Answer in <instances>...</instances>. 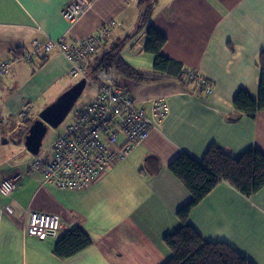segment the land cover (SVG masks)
<instances>
[{
    "label": "crops",
    "instance_id": "obj_1",
    "mask_svg": "<svg viewBox=\"0 0 264 264\" xmlns=\"http://www.w3.org/2000/svg\"><path fill=\"white\" fill-rule=\"evenodd\" d=\"M71 1L0 0V64L32 49L35 42H78L113 21L112 34L83 63H93L123 40L122 57L145 73L154 72L153 55L145 57L147 63L140 59L148 39L146 27H141L140 0H93L78 20L69 21L65 10ZM152 2L147 24L167 37L163 55L207 79L211 92H200L195 81L185 86L177 79L137 81L118 73L119 84L148 115L151 100L165 98L167 116L129 156L111 162L92 185L59 188L42 183L41 173L31 168L34 154L24 136L29 117H38L74 83L70 61L53 50L15 63L0 80V182L19 173L23 179L12 196L0 195V264H113L114 256L127 262L140 255L130 244L138 240L146 243L144 252L162 264L170 256L164 236L180 227L177 213L192 199L171 170L172 160L182 152L201 160L211 145L233 157L253 147L264 153V109L251 117L233 104L239 89L255 98L259 94L264 0ZM127 46L135 54L126 56ZM92 88L94 99L97 91ZM27 103L31 111L21 117ZM28 207L59 215V236L80 226L93 244L73 256L58 257L53 251L57 238L39 239L26 232ZM189 222L206 240L225 241L254 264H264V187L247 196L222 181L191 208ZM157 236L161 246L152 241Z\"/></svg>",
    "mask_w": 264,
    "mask_h": 264
},
{
    "label": "built area",
    "instance_id": "obj_2",
    "mask_svg": "<svg viewBox=\"0 0 264 264\" xmlns=\"http://www.w3.org/2000/svg\"><path fill=\"white\" fill-rule=\"evenodd\" d=\"M93 4V0H72L65 16L69 21L78 20ZM114 22H108L94 34L78 42L64 38L35 42L32 49L5 59L0 64V80L12 66L20 61L46 55L53 50L62 52L70 61L69 74L86 77L87 83L96 89V97L76 112V119L61 132L49 148L43 149L31 162V168L42 175V183L59 188L84 189L89 187L106 170L107 166L129 156L168 114L163 97L151 100V115L138 104L137 99L119 84L118 71L114 65L100 69L98 79L93 81L83 60L95 53L111 34ZM197 78V89L210 93L212 86L204 77L193 71L187 72ZM31 105L25 104L19 113L27 117ZM23 179L22 174L4 178L0 182V195L12 196ZM28 216L26 232L39 239L57 238L61 230L59 215L47 211L25 209Z\"/></svg>",
    "mask_w": 264,
    "mask_h": 264
},
{
    "label": "trees",
    "instance_id": "obj_3",
    "mask_svg": "<svg viewBox=\"0 0 264 264\" xmlns=\"http://www.w3.org/2000/svg\"><path fill=\"white\" fill-rule=\"evenodd\" d=\"M140 1L141 27H146L148 35L144 49L154 56V72L145 73L126 61L121 55L125 41L120 40L103 52L96 61L87 65L91 79L98 78L101 68L114 65L119 74L137 81L171 78L179 80L185 86L196 82V78L187 73L188 70L182 62L163 55L162 48L167 37L147 24L153 2ZM260 68L258 97H253L246 89H239L233 99L235 109L251 117L264 109V54L260 60ZM201 91L204 92L205 89ZM33 121L29 117L30 125ZM170 168L192 193V199L177 213L181 220L180 227L164 236L170 256L162 264H254L227 242L203 238L189 222V212L222 181L230 183L247 196L261 190L264 187V153L258 147H253L239 157H233L217 145H211L201 160L182 152L172 160ZM92 244L91 236L82 227L76 226L57 237L53 251L58 257L67 258Z\"/></svg>",
    "mask_w": 264,
    "mask_h": 264
},
{
    "label": "water",
    "instance_id": "obj_4",
    "mask_svg": "<svg viewBox=\"0 0 264 264\" xmlns=\"http://www.w3.org/2000/svg\"><path fill=\"white\" fill-rule=\"evenodd\" d=\"M86 85L87 78H80L39 112L24 136L25 146L32 154L37 155L40 152L49 128L57 127L63 122Z\"/></svg>",
    "mask_w": 264,
    "mask_h": 264
},
{
    "label": "rangeland",
    "instance_id": "obj_5",
    "mask_svg": "<svg viewBox=\"0 0 264 264\" xmlns=\"http://www.w3.org/2000/svg\"><path fill=\"white\" fill-rule=\"evenodd\" d=\"M135 49H132L130 48L129 49V46H127L124 50V53L126 54V56H132L131 54H135ZM147 55H151L152 54H149L148 52H145L144 56H140V59L143 60V62L147 63V60H145V57H147ZM132 58V57H131ZM139 58V57H138ZM138 61H141L142 60H139L137 59ZM151 66H153V61H151ZM142 68V67H141ZM144 69L146 70H151L152 67H144ZM81 77L77 76V77H74L72 78V82H76L80 79ZM71 85L73 83H70ZM70 85V86H71ZM69 86V87H70ZM68 88V87H67ZM66 88V89H67ZM64 89V90H66ZM63 90V91H64ZM61 91V92H63ZM61 94V93H59ZM58 94V95H59ZM57 95V96H58ZM94 90L92 88V85L90 83H87L86 87L84 88L82 94L80 95V97L78 98V100L76 101L74 107L72 108V110L69 112V114L66 116V118L63 120V122H61L59 124V126L57 127H50L49 130L47 131L45 137H44V141H43V149H46V148H49L50 144L54 141V139L63 131L66 130V128L68 127L69 124H71L72 122L75 121L76 119V112L78 109H80L84 104H86L87 102H89L94 96ZM56 96V97H57ZM55 97V99H56ZM53 99V100H55ZM52 102V101H51ZM19 133L18 131L16 132V137H19L18 136ZM18 150V149H17ZM31 160V159H30ZM181 221V220H180ZM153 243H156L157 245L161 246V237L160 236H157L155 237L154 239H152ZM164 243V242H163ZM132 248H134V250L136 249L138 252H140V255H135V259L134 258H128L127 259V262H120L118 261L117 259H114L116 258L115 256L112 257V262L113 264H160L159 262H157L156 260H152L150 256H148V254H146L144 252V249H145V246H146V243L144 241H141V240H138L137 243L135 242H131L130 243ZM114 252H117V250H115ZM152 260V261H149V260ZM112 264V263H111Z\"/></svg>",
    "mask_w": 264,
    "mask_h": 264
}]
</instances>
